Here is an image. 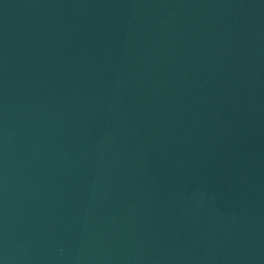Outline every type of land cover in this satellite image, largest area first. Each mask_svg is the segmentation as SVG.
Masks as SVG:
<instances>
[{
	"label": "water",
	"instance_id": "1",
	"mask_svg": "<svg viewBox=\"0 0 264 264\" xmlns=\"http://www.w3.org/2000/svg\"><path fill=\"white\" fill-rule=\"evenodd\" d=\"M0 264H264V0H0Z\"/></svg>",
	"mask_w": 264,
	"mask_h": 264
}]
</instances>
